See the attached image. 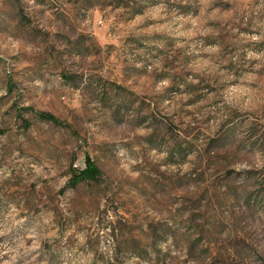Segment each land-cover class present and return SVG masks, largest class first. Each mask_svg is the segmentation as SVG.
<instances>
[{"label": "rangeland", "instance_id": "obj_1", "mask_svg": "<svg viewBox=\"0 0 264 264\" xmlns=\"http://www.w3.org/2000/svg\"><path fill=\"white\" fill-rule=\"evenodd\" d=\"M0 264H264V0H0Z\"/></svg>", "mask_w": 264, "mask_h": 264}, {"label": "trees", "instance_id": "obj_2", "mask_svg": "<svg viewBox=\"0 0 264 264\" xmlns=\"http://www.w3.org/2000/svg\"><path fill=\"white\" fill-rule=\"evenodd\" d=\"M39 119L48 121L52 124L69 127V125L63 123L55 116L48 112H36ZM100 176V170L94 160L87 154L83 155V167L78 168L70 165L69 175L66 181L68 187H74L82 182H95Z\"/></svg>", "mask_w": 264, "mask_h": 264}]
</instances>
